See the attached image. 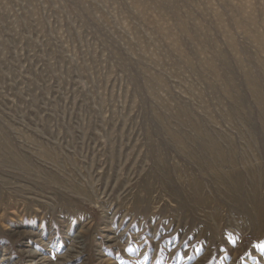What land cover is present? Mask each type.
<instances>
[{"label": "rangeland", "instance_id": "1", "mask_svg": "<svg viewBox=\"0 0 264 264\" xmlns=\"http://www.w3.org/2000/svg\"><path fill=\"white\" fill-rule=\"evenodd\" d=\"M0 264H264V0H0Z\"/></svg>", "mask_w": 264, "mask_h": 264}]
</instances>
